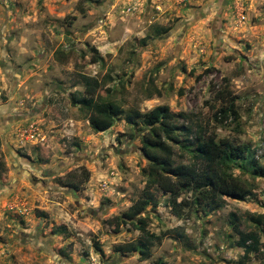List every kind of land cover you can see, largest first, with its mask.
<instances>
[{
    "label": "rangeland",
    "instance_id": "rangeland-1",
    "mask_svg": "<svg viewBox=\"0 0 264 264\" xmlns=\"http://www.w3.org/2000/svg\"><path fill=\"white\" fill-rule=\"evenodd\" d=\"M85 77L122 107L105 132L81 103ZM224 89L239 120L219 125ZM158 106L186 116L184 162L202 126L264 166V0H0V264H264V178L250 167L232 165L256 186L245 200L179 216L148 186L140 138ZM147 189L140 219L161 242L142 261L123 246L147 238L123 215Z\"/></svg>",
    "mask_w": 264,
    "mask_h": 264
},
{
    "label": "trees",
    "instance_id": "trees-1",
    "mask_svg": "<svg viewBox=\"0 0 264 264\" xmlns=\"http://www.w3.org/2000/svg\"><path fill=\"white\" fill-rule=\"evenodd\" d=\"M84 84L85 91L81 103L90 112V126L96 133L105 132L113 127L115 119L122 114V107L116 101L98 99L101 88L98 80L85 77ZM216 97L226 103L215 113L218 124L236 123L239 114L231 92L224 89L217 93ZM177 118L186 119V116L175 115L167 106H158L148 115L146 120L148 128L140 138L141 151L149 161L148 186L158 187L170 195V204L176 216L180 215L183 208L215 204L223 207L224 197L240 201L249 197L256 186L235 177L232 165L239 164V168L243 170L248 166L252 169L253 176L264 178V166L254 158L251 148L248 145H235L228 139H218L215 134L206 135L204 128L199 126L196 128L197 144L193 155L189 162H184L173 146L181 145L183 141L180 128L175 123ZM127 120L129 123L134 122L131 116ZM185 194H191V198L179 202ZM151 201V193L147 189L143 193V198L123 215V218L133 225L136 219H139L138 222L141 224L139 229L147 238L144 244L123 246L126 252H139L142 261L149 260L151 247L161 242V237L150 234L146 230V221L140 219ZM256 219L252 217L250 221L258 224ZM252 240L256 245L259 243L257 236Z\"/></svg>",
    "mask_w": 264,
    "mask_h": 264
}]
</instances>
